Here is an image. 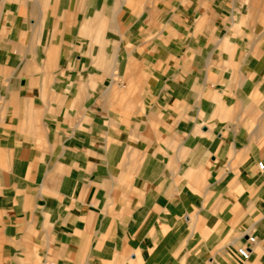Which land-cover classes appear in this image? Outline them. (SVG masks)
Masks as SVG:
<instances>
[{"label":"crops","instance_id":"crops-1","mask_svg":"<svg viewBox=\"0 0 264 264\" xmlns=\"http://www.w3.org/2000/svg\"><path fill=\"white\" fill-rule=\"evenodd\" d=\"M256 1L0 0V264H264Z\"/></svg>","mask_w":264,"mask_h":264},{"label":"built area","instance_id":"built-area-1","mask_svg":"<svg viewBox=\"0 0 264 264\" xmlns=\"http://www.w3.org/2000/svg\"><path fill=\"white\" fill-rule=\"evenodd\" d=\"M258 166H259L260 169H263L264 164L262 162H260L258 164ZM248 241L251 242V243H254L255 242V238L254 237H248ZM237 253L244 260H247L250 257V249H249V247L244 246V245L243 246H240L237 249Z\"/></svg>","mask_w":264,"mask_h":264},{"label":"rangeland","instance_id":"rangeland-1","mask_svg":"<svg viewBox=\"0 0 264 264\" xmlns=\"http://www.w3.org/2000/svg\"><path fill=\"white\" fill-rule=\"evenodd\" d=\"M243 2H249L250 0H242ZM255 1V0H252ZM254 5L259 6L260 8L264 9V0H258L254 3Z\"/></svg>","mask_w":264,"mask_h":264}]
</instances>
